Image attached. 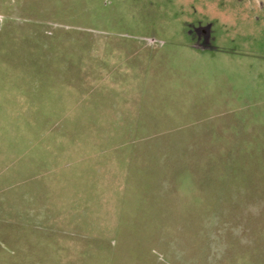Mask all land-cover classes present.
Returning a JSON list of instances; mask_svg holds the SVG:
<instances>
[{
    "label": "rangeland",
    "instance_id": "374dc122",
    "mask_svg": "<svg viewBox=\"0 0 264 264\" xmlns=\"http://www.w3.org/2000/svg\"><path fill=\"white\" fill-rule=\"evenodd\" d=\"M29 228L264 264V0H0V235Z\"/></svg>",
    "mask_w": 264,
    "mask_h": 264
},
{
    "label": "crops",
    "instance_id": "0c3cea01",
    "mask_svg": "<svg viewBox=\"0 0 264 264\" xmlns=\"http://www.w3.org/2000/svg\"><path fill=\"white\" fill-rule=\"evenodd\" d=\"M40 228V227H36ZM9 231H15L7 230ZM20 236L0 235V264H79V256L87 257L88 251H80L78 246H68L78 243L68 236L36 234L40 230L26 229ZM69 231V230H61ZM70 231H76L71 229ZM51 240L53 246L48 244ZM22 245V246H21ZM179 260V261H172ZM254 257L244 256H198L175 258L148 257L144 264H260ZM142 261V262H143ZM161 261V262H158ZM141 262V263H142Z\"/></svg>",
    "mask_w": 264,
    "mask_h": 264
}]
</instances>
